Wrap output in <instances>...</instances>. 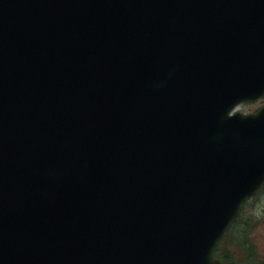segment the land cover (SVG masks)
I'll return each instance as SVG.
<instances>
[{
    "label": "water",
    "instance_id": "1",
    "mask_svg": "<svg viewBox=\"0 0 264 264\" xmlns=\"http://www.w3.org/2000/svg\"><path fill=\"white\" fill-rule=\"evenodd\" d=\"M262 87L264 0H0V264H221Z\"/></svg>",
    "mask_w": 264,
    "mask_h": 264
},
{
    "label": "rangeland",
    "instance_id": "2",
    "mask_svg": "<svg viewBox=\"0 0 264 264\" xmlns=\"http://www.w3.org/2000/svg\"><path fill=\"white\" fill-rule=\"evenodd\" d=\"M251 108L254 110L256 106ZM241 217L238 222L239 225L236 226L235 230L229 231L225 239L226 244L223 249L228 251L225 258L226 264H242L251 251L257 260L264 259V188L261 194L244 206ZM246 229H249L248 239L250 240L248 254H244L237 246L239 244L238 239L244 235Z\"/></svg>",
    "mask_w": 264,
    "mask_h": 264
},
{
    "label": "trees",
    "instance_id": "3",
    "mask_svg": "<svg viewBox=\"0 0 264 264\" xmlns=\"http://www.w3.org/2000/svg\"><path fill=\"white\" fill-rule=\"evenodd\" d=\"M242 217H240L241 219ZM240 220H238L234 226H238ZM248 230L246 229L244 231V235H242L241 238L238 239L239 244L237 245L244 254H248V247L250 244V240L248 239ZM225 241L221 243V245L218 247L216 251V258H218L222 264H226L225 258L227 256V250H224L223 247L225 245ZM224 255V256H223ZM229 259V258H228ZM242 264H264V259L262 260H257L256 257L252 254V251L249 256L245 257V261L242 262Z\"/></svg>",
    "mask_w": 264,
    "mask_h": 264
},
{
    "label": "flooded vegetation",
    "instance_id": "4",
    "mask_svg": "<svg viewBox=\"0 0 264 264\" xmlns=\"http://www.w3.org/2000/svg\"><path fill=\"white\" fill-rule=\"evenodd\" d=\"M254 110L251 107H255ZM264 107V97L258 102L254 103H243L237 109L243 114H255L259 112Z\"/></svg>",
    "mask_w": 264,
    "mask_h": 264
},
{
    "label": "bare ground",
    "instance_id": "5",
    "mask_svg": "<svg viewBox=\"0 0 264 264\" xmlns=\"http://www.w3.org/2000/svg\"><path fill=\"white\" fill-rule=\"evenodd\" d=\"M255 80H258V78H255ZM243 81H245V84H244L243 86H246L248 80H243ZM222 102H223V101H219V105H221ZM230 106H231V105H230ZM223 108H224V109L230 108V107H229V104H227V105H223Z\"/></svg>",
    "mask_w": 264,
    "mask_h": 264
}]
</instances>
